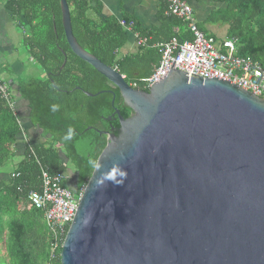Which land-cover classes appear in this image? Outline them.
<instances>
[{"label":"water","instance_id":"1","mask_svg":"<svg viewBox=\"0 0 264 264\" xmlns=\"http://www.w3.org/2000/svg\"><path fill=\"white\" fill-rule=\"evenodd\" d=\"M60 7L72 52L131 111L115 109L117 134L103 132L61 264H264V97L172 68L133 88L78 43Z\"/></svg>","mask_w":264,"mask_h":264},{"label":"trees","instance_id":"2","mask_svg":"<svg viewBox=\"0 0 264 264\" xmlns=\"http://www.w3.org/2000/svg\"><path fill=\"white\" fill-rule=\"evenodd\" d=\"M210 1L217 7L208 22L226 27V38L236 40L239 56L264 65V0ZM67 2L78 43L123 74L127 83H136L143 90H147L143 80L151 76L161 59L155 45L174 37L179 41L191 39L185 24L166 14L164 0L162 25L156 33L142 32L133 20L123 18L128 25L134 22L133 32L148 38L147 45L136 53L123 55L129 32L120 20L94 19L93 0ZM4 9L13 24L26 31L23 47L45 71L44 79L22 81L20 96L29 105V127L47 138L43 142L31 141V147L21 144V160L7 177L0 173V264H61L60 257L50 258L43 211L29 206L27 197L31 191L40 190L41 167L64 176L71 167L77 177L76 187L71 189L65 182L62 185L72 191L85 186L107 143L102 132L112 125L115 130L111 131L117 134L115 109L124 118L131 111L124 106L119 89L70 49L62 25L60 0H7ZM199 28L206 33L200 25ZM5 81L0 77V82ZM85 91L96 96H86ZM112 115L114 121L109 119ZM21 129L0 97V170L13 160V144L18 143Z\"/></svg>","mask_w":264,"mask_h":264},{"label":"built area","instance_id":"3","mask_svg":"<svg viewBox=\"0 0 264 264\" xmlns=\"http://www.w3.org/2000/svg\"><path fill=\"white\" fill-rule=\"evenodd\" d=\"M167 3L166 14L181 20L189 32L191 39L179 41L176 37L168 42L156 44L159 48L161 59L151 76L143 80L145 88L163 79L170 68L190 73L203 79L219 78L231 81L234 85L264 97V65L250 58L238 55L236 40H218L207 35L198 26L194 9L187 0H165ZM120 25L126 31L133 32L134 22L128 25L125 20H120ZM178 32V28L176 29ZM136 45L144 47L148 38L141 37L133 32ZM123 78L125 76L123 75ZM137 88L136 83L130 84ZM0 97L6 102L13 112L18 124L22 127L16 110V102L8 84L0 82ZM23 128V127H22ZM22 130L25 144H32ZM64 174H51L41 167V185L39 191H31L27 197L29 206L43 211V218L49 237L50 258L60 257L63 243L69 227L76 215L85 186L76 191L62 185Z\"/></svg>","mask_w":264,"mask_h":264},{"label":"crops","instance_id":"4","mask_svg":"<svg viewBox=\"0 0 264 264\" xmlns=\"http://www.w3.org/2000/svg\"><path fill=\"white\" fill-rule=\"evenodd\" d=\"M6 1L0 0V71L4 68L9 77L17 75L14 78L11 77L8 82L13 83L11 90L16 102V110L24 126L26 137L33 143L43 142L44 138L47 137H44L41 131L29 127V105L20 96V83L24 81L20 76L28 72L27 62L32 66L29 72L33 73V76L28 75V79H25L26 81L31 79H44L46 74L43 68L31 59L26 48L23 47V39L26 31L15 26L10 20L9 15L4 9ZM190 3L194 8L198 25L203 27L207 34L213 35L219 40L225 39L227 34L226 27L208 22V18L217 6L210 0H200L199 2L190 0ZM93 4L94 10L91 16L97 20L107 17H114L121 20L126 17L133 20L140 31L146 33H156L162 25L161 10L164 8V0H93ZM138 48L134 33L129 32V43L122 49L121 54L136 53L139 50ZM4 58H7L6 62ZM10 68L13 71H10ZM34 68L37 69V72H35ZM0 77L2 78V75ZM2 79L6 80L4 78ZM21 144H25V138L22 133H20L18 143L16 145L13 144L15 155L11 162L15 165L22 157L23 150ZM0 173L2 177H7L9 174L2 171Z\"/></svg>","mask_w":264,"mask_h":264},{"label":"rangeland","instance_id":"5","mask_svg":"<svg viewBox=\"0 0 264 264\" xmlns=\"http://www.w3.org/2000/svg\"><path fill=\"white\" fill-rule=\"evenodd\" d=\"M216 10V9H215ZM195 18H196V14H195ZM222 26V25H221ZM5 60V62H6V59L7 58H4ZM26 66H27V71L28 72H25L24 74H22L21 76H20V78L21 79H23L24 81H26L25 79H28V75L29 76H33L32 74L33 73H30L29 72V70H31L32 69V66H31V64L29 63V62H27L26 63ZM10 71H13V69H9ZM34 70H35V72H37V69L36 68H34ZM3 73V74H2ZM7 72H6V70L4 69V68H2V71H1V75H2V78H4V79H6L7 80V82H8V80L11 78V77H15V76H17V75H13V76H10L9 77V75L8 74H6ZM37 74V73H36ZM0 75V76H1ZM14 165L15 164H13V162H11V161H8L7 162V164L6 165H4L2 168H1V170L0 171H2V172H5V173H9L12 169H13V167H14ZM63 182H65L66 183V176H65V180L63 181ZM46 229V228H45ZM0 248H1V246H0Z\"/></svg>","mask_w":264,"mask_h":264},{"label":"flooded vegetation","instance_id":"6","mask_svg":"<svg viewBox=\"0 0 264 264\" xmlns=\"http://www.w3.org/2000/svg\"><path fill=\"white\" fill-rule=\"evenodd\" d=\"M110 120H113L114 121V117L113 115L111 117H109ZM111 130H115V128L111 125L110 126V129L109 130H104L103 132H110V133H113V131ZM102 132V133H103ZM104 134V133H103ZM76 184H77V177H76V174L75 172L72 170L71 167H68L67 170H66V185L68 187H70L71 189H74L76 187Z\"/></svg>","mask_w":264,"mask_h":264},{"label":"clouds","instance_id":"7","mask_svg":"<svg viewBox=\"0 0 264 264\" xmlns=\"http://www.w3.org/2000/svg\"><path fill=\"white\" fill-rule=\"evenodd\" d=\"M194 14H195V12H194ZM197 24H198V22H197ZM199 26V25H198ZM204 32V31H203ZM205 33V32H204ZM207 34V33H206ZM207 35H210V34H207ZM211 36H213V35H211ZM215 37V36H214ZM216 38V37H215ZM226 39V38H225ZM219 40V39H218ZM140 48V47H139ZM123 75V74H122ZM5 83L6 84H8V86H9V88H10V91H11V93H12V90H11V87L12 86H10V84H9V82H7V81H5ZM129 85H130V83H129ZM138 88V87H137ZM13 95V94H12ZM14 98V97H13ZM56 110V106H53V111H55ZM18 117H19V119H20V116H19V114H18ZM20 121H21V119H20ZM21 124H22V121H21ZM22 127H23V129H24V126H23V124H22ZM25 132V131H24ZM30 141V140H29ZM32 144V143H31ZM66 176V175H65ZM61 262V261H60Z\"/></svg>","mask_w":264,"mask_h":264}]
</instances>
